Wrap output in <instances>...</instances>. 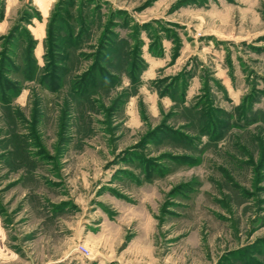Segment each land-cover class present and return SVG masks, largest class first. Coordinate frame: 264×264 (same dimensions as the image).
<instances>
[{"label": "rangeland", "instance_id": "rangeland-1", "mask_svg": "<svg viewBox=\"0 0 264 264\" xmlns=\"http://www.w3.org/2000/svg\"><path fill=\"white\" fill-rule=\"evenodd\" d=\"M0 264H264V0H0Z\"/></svg>", "mask_w": 264, "mask_h": 264}]
</instances>
